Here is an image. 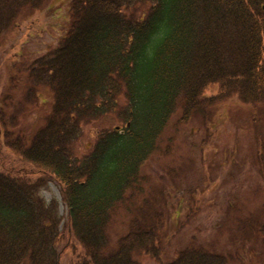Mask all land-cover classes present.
Wrapping results in <instances>:
<instances>
[{
  "label": "trees",
  "instance_id": "1",
  "mask_svg": "<svg viewBox=\"0 0 264 264\" xmlns=\"http://www.w3.org/2000/svg\"><path fill=\"white\" fill-rule=\"evenodd\" d=\"M45 3L0 0V37L24 9ZM69 16L66 37L29 72L32 88L52 91L51 114L29 142L5 134L30 170L0 172V264H60L63 219L41 195L45 178L60 189L70 248L81 250L76 264H138L137 254L159 260V219H134L110 248L112 212L138 187L177 110L186 120L230 97L264 107V0H72ZM211 86L217 94L207 97ZM114 112L123 127L100 132L84 157L73 155L82 126ZM259 233L264 241V225ZM169 264L226 260L194 249Z\"/></svg>",
  "mask_w": 264,
  "mask_h": 264
},
{
  "label": "rangeland",
  "instance_id": "2",
  "mask_svg": "<svg viewBox=\"0 0 264 264\" xmlns=\"http://www.w3.org/2000/svg\"><path fill=\"white\" fill-rule=\"evenodd\" d=\"M72 0H46L40 11L24 9L13 27L0 37V172L29 171L4 143L5 134L30 141L52 111L53 93L33 87L29 72L66 37ZM147 7H145L146 10ZM138 8L136 13H142ZM211 86L205 96L217 94ZM121 102V106H122ZM119 112L84 124L73 145L82 158L100 132L121 128ZM31 181L39 175L25 176ZM41 192L56 201L62 217L60 264H76L80 248L64 228L66 207L58 185L47 178ZM157 217L162 223L159 260L135 255L138 264H169L185 250L219 255L226 264H264V107L230 97L207 108L204 115L183 120L180 110L169 119L156 148L141 166L139 184L112 212L107 226L109 247L115 248L136 218ZM63 228V230H62ZM67 244L68 247H65Z\"/></svg>",
  "mask_w": 264,
  "mask_h": 264
}]
</instances>
